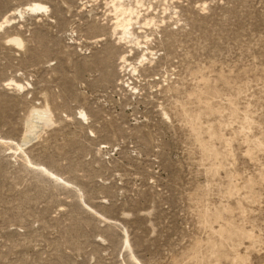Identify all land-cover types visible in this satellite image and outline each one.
I'll return each instance as SVG.
<instances>
[{"label": "rangeland", "instance_id": "rangeland-1", "mask_svg": "<svg viewBox=\"0 0 264 264\" xmlns=\"http://www.w3.org/2000/svg\"><path fill=\"white\" fill-rule=\"evenodd\" d=\"M105 3L0 0V264H200L204 209L242 233L219 264H264V0H144L127 41ZM44 95L57 122L26 144ZM180 103L219 151L222 124L216 170Z\"/></svg>", "mask_w": 264, "mask_h": 264}, {"label": "bare ground", "instance_id": "bare-ground-1", "mask_svg": "<svg viewBox=\"0 0 264 264\" xmlns=\"http://www.w3.org/2000/svg\"><path fill=\"white\" fill-rule=\"evenodd\" d=\"M144 0H139L143 3ZM148 1V0H147ZM138 0H123V4L120 3V0H107L106 7L107 13L110 15L111 25V35H117L119 41H127L131 39V27L135 25L140 19L141 9L137 10L135 4ZM115 4L116 7H110L109 5ZM129 8L135 12V16L128 15ZM42 7H35V10H40ZM146 22V20H145ZM3 23V22H2ZM145 24V23H144ZM146 24H148L146 22ZM9 43L11 47L15 49L23 48V40L18 36H11L9 38ZM209 91L207 84H204L203 87L197 86V91L195 94H205ZM43 98L39 101L38 104L28 107L24 115L21 118V124L23 127V141L26 144H30L38 140L42 134H44L50 127H53L54 122V113L49 103L47 96H42ZM182 108L183 116L186 117V122L188 126L192 129L195 134L196 140L200 144L201 151L203 156L210 161V168L216 170L217 167L221 166L222 160L226 159L229 154V144L230 141L220 133L222 124L219 123L216 127L210 126L207 127L206 132L210 137H215L223 145L221 151L213 148L208 142H205L200 137V129L198 128V121L200 114L191 116L180 103ZM204 109L206 112H212L213 108L208 103H204ZM236 110L232 111V116H235ZM82 116V112L79 113ZM163 115L167 120L171 119V115L168 110L163 109ZM250 125V120L247 117H244L242 123V130L244 127ZM48 132V131H47ZM232 189H229V193H232ZM222 210H227L223 208ZM221 219V212L215 211L210 212L208 209H204L200 212V221L201 224L209 229L207 240L201 241L195 239L193 242V247L190 250V254L183 257L184 259L194 260L200 264H219L221 259L226 256V246L230 242L237 240L242 233L240 230H236L232 223L227 222L224 225L219 226V229L216 230L212 226L213 223L218 222ZM126 235V234H125ZM124 248H129V243L127 237L124 240ZM236 257L235 259H238ZM172 264H183V261L177 260L175 257H171Z\"/></svg>", "mask_w": 264, "mask_h": 264}, {"label": "snow or ice", "instance_id": "snow-or-ice-1", "mask_svg": "<svg viewBox=\"0 0 264 264\" xmlns=\"http://www.w3.org/2000/svg\"><path fill=\"white\" fill-rule=\"evenodd\" d=\"M120 3L121 4H123V0H120ZM110 7H116V5L115 4H112V5H109ZM144 7V5L141 3V2H139V0H138V2L135 4V8L137 9V10H139V9H141V8H143ZM205 7H207L206 5H205ZM42 11H47V9H41ZM135 12H133L132 10H131V8H129V11H128V15H130V16H135ZM147 26V25H146Z\"/></svg>", "mask_w": 264, "mask_h": 264}]
</instances>
